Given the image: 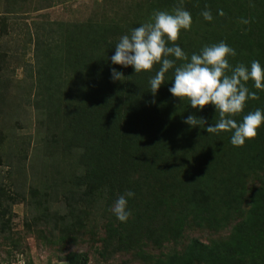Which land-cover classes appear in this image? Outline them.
I'll list each match as a JSON object with an SVG mask.
<instances>
[{
	"label": "trees",
	"instance_id": "1",
	"mask_svg": "<svg viewBox=\"0 0 264 264\" xmlns=\"http://www.w3.org/2000/svg\"><path fill=\"white\" fill-rule=\"evenodd\" d=\"M110 2V14L104 10L94 22H59L55 29L33 25V32L25 26L18 49L7 39L15 32L10 20L44 5L0 0V247H7V258L11 247L16 249L11 205L23 201L30 216L56 217L67 231L83 228V218L92 215L95 221L93 214L101 213L102 246L114 244L116 251L132 249L142 238L175 241L184 225L227 230L206 242L188 237L180 249L150 256L143 264H264V123L255 139L235 147L232 132L207 133L219 120L213 105L197 110L172 96L174 68L153 95L149 81L159 64L140 73L113 64L121 36L157 10L171 13L180 0ZM183 7L192 24L176 43L189 61L203 47L223 41L236 52L228 57L233 68L250 69L253 60L264 68V0H183ZM205 10L211 21L201 15ZM28 48L25 86L13 94L8 73L21 68L16 61ZM112 69L124 78L114 81ZM246 87L259 99H249L232 117L237 123L256 109L264 112V90L255 89L252 80ZM28 107L39 129L32 142L17 134L23 127L16 115ZM189 115L206 123L191 127L184 123ZM250 175L257 182L247 188L244 179ZM129 191L134 195L127 196ZM122 195L131 213L126 222L112 211ZM57 202L63 212L60 205L50 217L49 206ZM67 260L86 264V254L70 252Z\"/></svg>",
	"mask_w": 264,
	"mask_h": 264
},
{
	"label": "clouds",
	"instance_id": "2",
	"mask_svg": "<svg viewBox=\"0 0 264 264\" xmlns=\"http://www.w3.org/2000/svg\"><path fill=\"white\" fill-rule=\"evenodd\" d=\"M223 14L220 10L219 15ZM201 15L205 20H212L208 10ZM191 24V13L184 9L183 0H180V5L171 13L157 10L149 21L132 29L130 35L120 37L111 61L123 67L132 66L134 73L151 72L159 64V70L149 81L153 95L165 83V74L174 68L173 84L168 89L172 96L180 101L187 99L191 107L197 110H202L209 104L213 105L219 120L214 126L207 127V133L232 132L231 144L242 147L246 140L257 137L258 129L264 123V112L256 109L243 116L242 123H237L232 117L243 112L249 99H259L255 92L249 91L246 84L252 80L255 89L264 90V68L258 60L251 62L250 69L244 64L233 68L228 57H234L236 52L223 41L203 47L200 54H192L189 61L187 54L176 42L180 38L181 30H190ZM177 60L185 63L175 66ZM111 75L114 81L124 78L115 69L111 70ZM184 123L196 127L204 125L206 121L189 115ZM126 195L131 197L134 193L129 191ZM112 211L120 222L129 219L131 213L127 210L124 195L116 200Z\"/></svg>",
	"mask_w": 264,
	"mask_h": 264
},
{
	"label": "rangeland",
	"instance_id": "3",
	"mask_svg": "<svg viewBox=\"0 0 264 264\" xmlns=\"http://www.w3.org/2000/svg\"><path fill=\"white\" fill-rule=\"evenodd\" d=\"M27 7H33L37 4V0H28ZM44 7L25 13L24 18H14L10 20L15 29L14 34L9 33L7 39L15 41L18 49H20L25 33V26L33 32V25L40 27L46 26L56 28V23L76 24L81 22L96 21L101 18L102 13L106 10L109 15L112 11L110 8V0H41ZM33 23V24H32ZM27 24V25H26ZM47 24V25H46ZM16 33V34H15ZM35 40L32 37L27 44L31 48V43ZM25 52L22 57L16 61L21 68H15L14 74L8 73L13 79L9 89L14 94L22 91L21 87L24 77V69H28L25 63H31V50ZM33 67V64L32 66ZM24 68V69H23ZM33 93V91H31ZM18 124L22 129L17 134L21 137L30 136L31 142L34 134L37 132L38 126L35 122L34 114L30 107L27 111H21L16 115ZM16 126H13L15 128ZM5 167L2 168V171ZM258 177L262 178L260 174ZM245 186L249 188L256 184L255 175L245 177ZM61 205V213L63 206L57 202L53 206H49L52 217L54 209ZM31 210V208H30ZM12 216L10 218V226L15 231L11 238L16 239V249L11 247V255L7 258V247H0V258L7 259L8 262H0V264H71L67 257L69 253L85 252L86 264H143L145 260L155 257L158 254L167 253L173 249L178 250L186 242L188 237H197L202 241H208L212 238L223 237L227 234L226 229L220 231H211L206 227L198 225H184L180 237L175 241L168 240L162 243H154L142 238L132 249L113 250V245L103 247L101 239L104 233L101 228V213H94L95 221L92 215L83 218L82 222L85 226L80 229H63L62 222L58 218L36 219L29 215V207L23 201H18L11 205ZM61 224V225H60ZM74 240V241H73ZM73 241V242H72Z\"/></svg>",
	"mask_w": 264,
	"mask_h": 264
}]
</instances>
